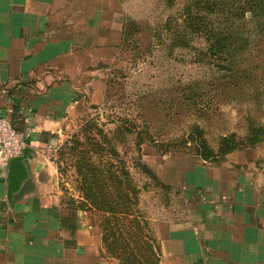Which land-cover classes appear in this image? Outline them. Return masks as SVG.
<instances>
[{"label": "crops", "instance_id": "crops-1", "mask_svg": "<svg viewBox=\"0 0 264 264\" xmlns=\"http://www.w3.org/2000/svg\"><path fill=\"white\" fill-rule=\"evenodd\" d=\"M100 1L0 0V115L27 146L12 175L0 149V264H118L53 157L66 122L104 103L122 28ZM229 160L183 177L191 207L154 227L160 264H264V174Z\"/></svg>", "mask_w": 264, "mask_h": 264}, {"label": "rangeland", "instance_id": "rangeland-1", "mask_svg": "<svg viewBox=\"0 0 264 264\" xmlns=\"http://www.w3.org/2000/svg\"><path fill=\"white\" fill-rule=\"evenodd\" d=\"M189 1L99 2V7L113 11L120 29L128 20L134 25L111 59L104 103L87 115L68 120L63 143L53 151L59 166V187L79 197L73 156L76 142L82 144L77 150L95 158L91 142L99 143L103 163L114 159L118 169L128 170L139 190L137 208L148 219L152 234L158 223L182 220L191 207L183 198L182 180L197 163L218 164L228 156L234 163L231 165L242 167L233 168L234 172L249 167L264 174V133L257 144H246L249 125H264V83L238 91L216 90L217 64L211 56L201 60L199 51L207 48L203 41L196 39L188 47L171 46L170 32L164 25L171 18L182 20V9ZM117 126L134 133L117 134ZM225 135H232L238 148L224 157L202 160V154H207L201 153L202 141L217 155ZM120 160H127L124 167ZM138 160L147 166L146 173L156 174L158 183L146 176ZM88 216L94 226L99 225L97 215Z\"/></svg>", "mask_w": 264, "mask_h": 264}, {"label": "trees", "instance_id": "trees-1", "mask_svg": "<svg viewBox=\"0 0 264 264\" xmlns=\"http://www.w3.org/2000/svg\"><path fill=\"white\" fill-rule=\"evenodd\" d=\"M181 17L180 21L171 18L164 25L165 31L170 32L171 46L188 47L196 39L203 41L207 48L205 52L199 51L201 60L211 56L217 64L216 90L238 91L241 87L264 83V50L256 48L264 47V0H191L183 7ZM131 25H134L131 20L123 24L121 42L123 37L130 35ZM257 124L249 125L246 144H257L264 133V125ZM115 132L123 136L134 133L123 126H117ZM144 132L147 130L137 135ZM199 135L201 137L202 133ZM92 143L96 158L77 150L82 145L79 142L73 154L82 199L79 208L98 216L104 252L118 264H160L159 246L148 219L137 208L139 190L128 170L118 169L114 159H106L108 162L103 163L99 154L101 145ZM238 145L232 135H225L215 155L202 141L201 153L207 152L202 154V160L224 157ZM125 162L127 160H120L123 167ZM137 165L145 170L148 178L158 183L156 174L146 173L145 164L138 160Z\"/></svg>", "mask_w": 264, "mask_h": 264}, {"label": "built area", "instance_id": "built-area-1", "mask_svg": "<svg viewBox=\"0 0 264 264\" xmlns=\"http://www.w3.org/2000/svg\"><path fill=\"white\" fill-rule=\"evenodd\" d=\"M26 147L25 135L15 129L7 114L0 115V149L3 155L7 159L22 157Z\"/></svg>", "mask_w": 264, "mask_h": 264}, {"label": "water", "instance_id": "water-1", "mask_svg": "<svg viewBox=\"0 0 264 264\" xmlns=\"http://www.w3.org/2000/svg\"><path fill=\"white\" fill-rule=\"evenodd\" d=\"M25 153H26V150H25L24 155L22 157L25 156ZM20 158L21 157L12 159V161H11V175H12V173L14 171L15 164L19 161Z\"/></svg>", "mask_w": 264, "mask_h": 264}]
</instances>
